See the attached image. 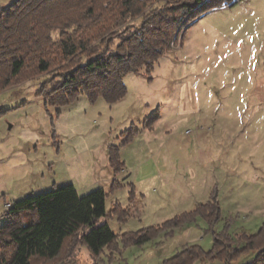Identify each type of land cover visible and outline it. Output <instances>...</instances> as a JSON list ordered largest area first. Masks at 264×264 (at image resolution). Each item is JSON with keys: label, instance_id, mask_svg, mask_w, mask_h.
Instances as JSON below:
<instances>
[{"label": "rangeland", "instance_id": "374dc122", "mask_svg": "<svg viewBox=\"0 0 264 264\" xmlns=\"http://www.w3.org/2000/svg\"><path fill=\"white\" fill-rule=\"evenodd\" d=\"M47 78L0 91V225L15 202L74 185L80 195L103 188L108 211H127L125 220H109L117 234L163 225L214 195L222 216L214 230L225 222L234 237L260 230L264 0H237L202 14L151 69L124 77L127 94L114 103L81 93L64 106L48 104L38 93ZM110 148L119 156L114 166ZM18 215L28 222L27 210ZM207 227L198 218L171 234L163 228L143 244L121 243L112 258L106 249L100 262L81 246L67 264H163L192 244L212 249ZM255 252L230 264L248 262Z\"/></svg>", "mask_w": 264, "mask_h": 264}, {"label": "trees", "instance_id": "16d2710c", "mask_svg": "<svg viewBox=\"0 0 264 264\" xmlns=\"http://www.w3.org/2000/svg\"><path fill=\"white\" fill-rule=\"evenodd\" d=\"M237 0H13L0 5V91L39 79L46 103L64 106L86 93L91 102L114 103L127 94L124 77L151 69L168 50L181 43L189 25L202 14ZM155 114L153 119H156ZM118 153L110 148L114 166ZM119 166L116 167L118 169ZM107 193L97 188L80 195L64 185L15 202L0 225V264H67L81 246L94 260L124 246L143 244L153 232L166 234L203 218L213 232V247H184L163 264H194L223 259L230 264L243 252L256 250L242 264H264V222L256 234L234 237L222 218L216 196L160 226L121 234L110 218L126 219L127 211L106 207ZM27 210L28 222L19 218ZM166 225V226H164ZM95 264V262H94Z\"/></svg>", "mask_w": 264, "mask_h": 264}]
</instances>
